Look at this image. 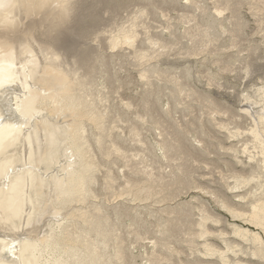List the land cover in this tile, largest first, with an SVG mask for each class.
Instances as JSON below:
<instances>
[{
    "label": "bare ground",
    "instance_id": "bare-ground-1",
    "mask_svg": "<svg viewBox=\"0 0 264 264\" xmlns=\"http://www.w3.org/2000/svg\"><path fill=\"white\" fill-rule=\"evenodd\" d=\"M84 1L71 0L66 9L56 7L55 0H48L31 10L21 9L27 12H18L17 16L21 18L17 26L4 34L11 37L8 39L11 47L6 53L0 52V82L6 81L0 95L10 101L4 103L0 100V115L4 117L0 122V264H138L133 262L138 256L142 264H264V83L255 88L252 94L247 92V98H243L247 104L242 106L243 113L238 114L229 105L216 101L214 93H209L208 89L200 92L192 87L187 80L191 76L190 67L183 68L180 76L170 72L171 68L162 69L156 65L161 57L170 56L171 51L183 44L181 38L191 43L183 44V51L178 50L176 55L186 57L200 51L202 53L208 45L214 46L219 41L217 38L220 35L216 34L219 30L230 34L231 47L240 44L237 37L247 27L240 16V2L215 0L214 3H221L215 6L214 13L206 8L201 9L209 19L207 26L202 28L195 22L180 37L172 33L175 37L172 41L164 39L161 32L154 33L152 29L151 32L150 27L154 26L141 20V17H148V9L140 6L127 19V25L122 24L117 33L107 38V48L98 56V61L104 66L112 64L116 55L114 49L134 47L138 44L140 34L144 35L148 45L135 49L133 56L137 62H141L139 64L146 63L139 70L143 85L146 86L144 93H152L154 106L158 104L162 112L164 110L159 106L161 99L166 96L173 100L171 108L165 111L173 120V134L166 129L159 113L155 115L156 107L152 109L151 102L144 100L140 105L141 108L144 105L143 109L147 111L138 114L137 120L155 131L156 138L150 142L133 121L127 123L126 134L124 127L118 124L124 122L122 116H110V107L105 105L110 97L107 96L108 92L119 94L118 90L123 84L121 75L118 76L114 69L113 75L105 69L99 72L105 79L100 84L102 89L110 90L104 93V90L97 89L95 83L87 81L90 74L86 76V71L78 66V55H70V59H65L68 56L66 51L76 39L70 32L56 31L68 24L61 20H69L75 15V6L82 4V12H86ZM110 1L119 7V1L122 0H96V4ZM170 1L178 4L177 0ZM151 2L147 0L145 3ZM194 4L198 9L201 8L197 2ZM258 4L261 6L258 5L257 11L253 8L254 15L264 11V0L258 1ZM92 5L94 7L95 4ZM92 5L88 6L90 16H93ZM225 12L229 13L228 18ZM104 13L108 11L97 15L100 20ZM196 17L193 13H183L179 19L189 24L196 21ZM138 19L140 21L135 22ZM226 21H229L230 28L225 25ZM171 24L169 22L165 28L169 29ZM100 32L105 30L93 31L89 37L81 34L75 44L76 50L73 49L75 53L93 47L90 41H95L102 34ZM194 33L204 39L195 41ZM60 40L62 44L55 46ZM194 43L200 46L196 47ZM257 48V45H253L250 49ZM219 49L218 57L215 58L223 66L220 72L233 71L235 67L230 59L239 57L228 55L222 59L223 49ZM249 65L245 63L242 69L237 67L245 71L246 75L251 69ZM107 79L114 84L118 82L113 91L108 87ZM215 79L216 76L210 74L207 82H215ZM159 81L170 84L166 87L167 93L166 88L158 86ZM129 83L130 80H126L124 85ZM92 95L96 98L93 99ZM111 98L114 99L113 96ZM189 98L206 108V112L203 111L205 120L219 130L208 131L201 115L195 116V121L177 122L173 112L180 105H185L183 108L189 112L193 109L194 105L190 106V101H186ZM101 99L103 103L98 106L96 100ZM131 100L121 102L126 110L136 108L135 101L133 103ZM17 107L23 116L16 111ZM217 115H227L228 119L218 118ZM88 118L93 120L91 123H95L89 133L86 129ZM107 118L110 120L105 122ZM115 129L119 138L121 135H124L123 139L128 136L125 140L142 149L123 147L120 141L112 138ZM106 136H109L108 140ZM196 142L197 145L194 144ZM147 144L150 145L151 156L156 158L153 162L149 160L151 164L144 152ZM212 149L217 154L216 160L208 157ZM97 151L110 165L102 164ZM240 153L246 155L248 160H243ZM113 154L122 161L121 166L118 165L122 168L121 173L112 168L117 164L112 158ZM135 161L141 163V167L135 166ZM155 162L160 164L157 170L152 165ZM218 162L227 167L228 175L220 171ZM162 163H167L170 170H165L163 166L160 169ZM195 163L212 165L214 170L218 169V180L230 192L221 187L202 186L194 176L199 166L194 170ZM132 176H139L142 180L136 181ZM230 178L233 179L231 183L228 182ZM117 186L121 189L118 190ZM99 187L111 191L110 197L101 200ZM190 188L207 190L233 219H241L259 230L253 231L250 229L252 226L248 228L235 223H229L228 230L222 226L212 227L209 223L220 224L224 218L200 201L199 207L196 206L198 214H193L198 218L192 216L194 207L191 203L171 204ZM83 191L88 192V196L79 197ZM77 193L78 196L74 197ZM124 194L131 198L132 203L137 200L152 201L145 205L157 218V224L151 230L152 237L146 231H138L139 226L150 223L144 216L140 217L142 211L139 208L142 205L118 199ZM233 197L239 200L235 201ZM152 203L166 205L156 207L153 204L155 207L152 209ZM14 205H17L16 211H13ZM130 209L138 218L134 221L132 218L127 226L132 235L128 240L117 226L124 221L122 210ZM182 215H187L188 220L177 222L178 228L173 229L171 224ZM78 220L84 221L82 226ZM139 223L136 230L135 226ZM146 239L149 242L143 243ZM137 246L143 248V252L135 255Z\"/></svg>",
    "mask_w": 264,
    "mask_h": 264
},
{
    "label": "rangeland",
    "instance_id": "rangeland-1",
    "mask_svg": "<svg viewBox=\"0 0 264 264\" xmlns=\"http://www.w3.org/2000/svg\"><path fill=\"white\" fill-rule=\"evenodd\" d=\"M99 1H101V0H99ZM151 1H152L151 4H149V3H145V2H147V0L146 1L145 0H128V1L122 0V1H119L120 6L118 7L117 3L112 2V1H110L109 3L106 2L104 4L101 2H100V4L99 3L96 4V0H85L83 3H84V5L87 6L86 12H82V7H83L82 4L79 7L75 6V8H74L75 15L71 16L70 17L71 19L65 21V20H61L59 18L62 22L68 23V24L61 26V29L59 31H56V33L57 32L58 33L70 32L73 34L76 41L74 44L71 45L70 49L67 50L68 52L66 51V54L68 56H66L65 59H70V55H74V56L78 55L77 56V58L79 59L78 66H81L86 71L85 72L86 76H88V74H90V76H88L87 81L91 82V83H95L98 87L97 89H99L100 91L104 90V93H106L105 91H107V92L110 91L109 89H107V90L102 89V87L100 85L105 81L104 77H102L99 74V72L102 69H105L106 71H108L112 75H113V72H115V71H116L115 73L118 76L121 75L120 78H121V80L123 78V80H122L123 84H122V87L119 88V90H118L119 94L115 95V93H112L113 94L112 95L109 92L107 93V96H110V97H108L105 105L107 107L108 106L110 107V110H111L110 116H112V117H114L116 115L122 116V119L124 122H122V123L119 122L118 124L121 125L122 127H124V132L126 134L128 132V129H126L127 123L133 121L139 128H141L143 130L144 137L148 141L153 142L154 138H156L155 133H154L155 131L153 132L152 130H149L147 125H144L140 121L137 120L138 114H141V113L143 114L147 111V110L143 109L144 105H143V108H141L142 106H140V105L142 104V102L144 100L151 102L152 109L156 107L155 111H154L155 115L159 113V116H161V118L165 121L166 129L168 131L172 132V134H173V133H175V126H174L173 120L171 119L170 114L165 112L169 108H171V104H173V100H172V98L170 99L169 97H166V96L161 99L159 106L162 108V110H164L163 111L164 113H163L159 109L158 104H155V106H154L155 101H154V97L152 96V93L150 91H148L147 93H144V89L146 86L143 85V81L140 78L139 70L141 67H144L146 65V63L145 64H139L141 62H137L135 60V58H133L135 49L141 48V45H145V44L148 45L147 44L148 42L144 40V35L140 34L142 38L139 35L140 38L137 40L138 44L136 43L134 45V47H130L129 49H120V48L114 49L116 55H114L112 64L110 63V66H109V63L106 62V60H103V62H105L107 64H105V66L101 65L103 63L98 61V56L101 55L99 53L104 52L105 48H107V45L109 43L107 38L110 35H112L113 33H117L118 30L120 29V27L122 26V24H126L127 19L135 14V12H136L135 10H137V7L141 6V7H145L146 9H148V15H147L148 17L147 18L141 17V20L148 22V25L154 26L153 28L150 27V30L152 29L154 33L161 32L164 39H166L168 41H172V39L173 40L175 39L173 34L176 37H178V36L180 37L181 34L182 35L184 34L185 29L187 27L193 25V23H195V22L198 25H201L202 28L205 25L207 26V24L209 23V19H207V17L203 15L201 9L206 8L209 12L214 13L215 12L214 11L215 6H219V4L221 2L219 1V2L214 3L215 0H189L188 1L189 3H188V2H186L187 0H179V1L177 0L178 4H176L170 0H151ZM237 1L240 2V6L242 8V9L240 8V16L242 17V19H244V21L247 24L246 25L247 27L244 28V31H243L244 33H241L242 35L237 37V40L239 41V39H240V41H241V42L239 41L240 44H237L235 47H231L232 41H231L230 34L228 32L227 33L222 32L218 29L219 33H216V34L217 35L219 34L220 35L219 37H221V36L222 37L217 38V40H219V41H217L214 46H213V44H211L210 46L208 45L207 47H205L204 51L202 50L203 51L202 53L200 51L201 54L198 52V54L197 53L194 54L195 56L192 55L190 57H186V56L176 55V52L178 50L183 51V49L181 48V46L183 44H185V43L190 44L191 43V42L187 41L186 38H181V41L183 44L179 45L176 48V50L171 51L170 56L161 57L160 62H158L156 65H158V67L162 68V69H165V67H168L166 69L171 68L170 72L175 73L177 75L178 74L180 75L185 68L190 67L191 68V70H190L191 76L187 77V80L189 81L188 83L192 87H194L195 89H197L200 92H203V90L208 89L209 93H211V94L214 93L213 96L215 95L214 97H216L215 98L216 101L219 100L218 102H220L222 105L224 104L225 106L229 105L231 109H233L236 113L239 114V113H243L242 106L247 104L246 99L243 101V98H247V95H248L247 92H249V94H252V92L255 88H258L259 86H261L264 83V29L262 28V27H264L263 26L264 23L261 22L264 20V11L262 13H258L261 16L258 14L257 15L253 14L254 13L253 8L255 7L254 9L257 11L259 6H261L260 4H258V1H262V0H247L248 3L246 2V0H237ZM194 2H197V5L200 6L201 8L198 9L197 7H195L196 5L194 4ZM234 2H235V0H234ZM92 4H95L94 7ZM89 5H92L93 16L89 15L90 14V12L88 11ZM105 10H107L108 13H104V16L102 17L103 19L100 20V18H98L99 13L103 14V12ZM25 12H27V10H20L19 11V13H21V14H23ZM160 13H162V14H160ZM183 13H185L187 15H190L192 13L194 15H197L196 21H192L189 24L184 23V20H182L183 21L182 22L181 19H179V17ZM224 14L225 15L227 14L226 17L229 15L228 12H225ZM257 16H259V17H257ZM19 18H21V16ZM175 20H178V22ZM139 21H140V19H138L135 22H139ZM169 22H170V24L172 22V24H171L170 28L168 29L167 27L169 26ZM174 22H175V26H174ZM228 22L229 21H226L225 25H227L230 28L231 25H229ZM165 26H167V27L165 28ZM173 27H174V29H172ZM140 28L141 27H139L138 29L141 30ZM96 30H98V31L105 30V32H100L102 34L98 33L99 34L98 38H96L95 41H90V42H93V44H94L93 47H89L85 51L75 53V51H74V50H76L75 44H76L77 40H79L78 37L82 36L81 34H83V33H84V35L89 37V36H91V33L93 31H96ZM152 30H151V32H152ZM156 30H157V32H156ZM177 32H179V33H177ZM85 33H87V34H85ZM198 33H199V35H202L200 33V31H198ZM194 34H196V33H194ZM221 34H223V35H221ZM213 36H216V35H213ZM229 38H230V40H229ZM201 39H204V38L201 36H198L196 34V40L195 41H199ZM62 42L63 41L60 40V42L58 44H54V45L55 46L61 45ZM194 45L196 47L200 46L199 43H194ZM228 45H230V47ZM253 45H257L258 48L256 50L250 49L251 46H253ZM216 47H219V48L221 47L223 49V51H222L223 55L220 56V57H222V59L227 58L228 55H231L234 57H237V56L239 57L236 60L234 58H231V59H233L232 61L230 59V62L233 63V65H234L233 67H235L233 69V71H225L222 73L220 72V68L223 66L221 63L216 61V58L218 57L217 51L219 49V48L217 49ZM224 47H225V49H224ZM95 48H96V50H95ZM222 49H219V50H222ZM210 50H214L216 54L212 53L214 51H210ZM208 51H209V53L211 52L210 53L211 56H210V54L207 53ZM216 63H218V64H216ZM245 63L250 64L249 68L251 66L249 73L246 75L244 73L245 71L241 70L244 67ZM220 64H221V66H220ZM106 65H107V67H106ZM237 66H240L241 69H240V67H237ZM210 74H212L213 76H216L215 82L208 83L209 82L208 75H210ZM106 75L107 74H105V76ZM94 77H96L95 80H94ZM110 80L112 81V79H110ZM126 80H127V82L130 80V83L126 84V86H125L124 84H125ZM151 81L153 82V79H151ZM109 82L110 81H108V79H107V84L109 85L108 87L112 88V91H113L114 87L118 86V82H116L115 84L111 83V82L109 83ZM157 84H159L158 86L160 88H164V89L166 87H169V85H170L167 83L165 84L162 81H159ZM165 92L166 93L168 92L167 88H166ZM142 94H144V95H142ZM112 96L114 97V99L111 98ZM92 97H93V99L96 98L94 95H92ZM131 99H133V101ZM130 100L133 103L135 101L134 104L136 105V108H133V109L130 108V109L126 110L123 107V105H124L123 103L126 101H130ZM186 101H190V102H188L190 104V106L194 105L193 109L189 112L188 110L183 108V107H185V105L184 106L180 105L179 109H177L175 112H173V117L177 120V122L186 123V121H188V120L189 121L190 120L195 121V116L201 115L202 119L204 120V123L206 124L205 128L208 131L214 132V130H219L217 128L214 129L213 126L208 124L207 121L205 120L206 114L204 112H206V108H202L203 106L200 103H199L200 104L199 105L197 101L190 100V98L187 99ZM121 102H123V103H121ZM96 103L98 106H100V103H103L102 99H101V101L96 100ZM137 109H138V111H137ZM217 117L222 118L224 120L228 119L227 115H217ZM88 119H89V123L86 124V129L89 133V130H91V127H93L92 125L95 126V123H91L93 120H90V118H88ZM109 120L110 119L107 118L105 120V122H108ZM244 126H246V125H244ZM229 127L232 128L231 125H229ZM146 129H148L149 131H146ZM116 130L117 129H115V131H112V138L116 139L117 141H120V143L122 144L123 147H126L128 149H137V148L142 149L138 145L135 146L134 143H131V142H128L127 140H125L128 138V136L126 134L125 135L127 137L125 136L126 137L125 139H123L124 135H121L122 139L119 138L120 135H119V133H117L118 131L116 132ZM108 139H109V136H106V140H108ZM231 140L232 139H229L228 141H231ZM182 141H183V143L186 144L185 140H182ZM194 144L197 145V142ZM237 145H239V144H237ZM146 147L147 148L144 150V152H145V154H147L146 160H148V163H150V161H152V160L156 161V158L154 156H151L152 152L150 149V145L147 144ZM212 151H213V153H212ZM101 153H102V150H101ZM157 153L159 154V152H157ZM215 153L216 152H214V149H212L211 153L209 154L208 157H212L210 159L216 160L217 154H215ZM240 154H239V156H241L242 158L244 157L243 160L244 159H246L245 161L248 160L246 155H244L242 153H240ZM100 156L102 157V154L99 153V158H100L102 164H105L106 166L110 165V164H108L109 162L105 161L103 159V157L101 158ZM225 157H227V156H222V158H225ZM112 158H113V160L115 159L116 160L115 163H117L116 165H113L112 168L113 169L115 168V172L121 173L122 168L121 167L119 168L118 165L121 166L122 161L119 159V157H117V155H114V154L112 155ZM134 163H135V166L141 167V163H139L137 161H135ZM212 164H214V163H212ZM217 164L219 166L221 165L219 168L220 171H222L223 173H225L227 175L229 174L227 167H225L220 162H218ZM152 165H153L154 169H156V170L159 169V165H160L159 163L155 162V164H152ZM166 165H167V163H165V164L162 163V165L160 166V169H162V166H163L165 168V170H170V168L167 167ZM197 166H198V169L196 168V170H195V167H197ZM237 166L239 167V165H237ZM117 167H118V169H117ZM193 167H194L193 169L196 172V173H194V176L196 179L199 180L200 183H202V186H205V187L209 186L211 188H213V187L223 188L221 181L218 180V177H219L218 176L219 175L218 169L214 170V168H213L214 166L195 163L193 165ZM209 168H210V170H209ZM216 170H217V172H216ZM209 171H211L212 174ZM134 172H136V171L134 170ZM140 174H142V172H140ZM132 178H134L136 181L138 179H141V177H139V176H132ZM102 182L103 181L101 180L100 185L102 184ZM228 182H230V183L233 182V179L232 178H230V180L228 179ZM118 187L119 186H117V189H118ZM120 189L121 188L119 187L118 190H120ZM223 189L227 192H230L229 188L225 187ZM99 193L101 194V200L105 199L106 197L108 198L111 195V191L108 192L107 190H104L103 188H100V187H99ZM83 195L88 196V192L83 191V193H81L79 195V197H81ZM76 196H78V193L74 195V197H76ZM118 199H126L125 201H127L133 205L136 203H139L140 205H142L141 208H139L140 211H142L141 212L142 214L140 215V217L143 218V216H144V218L150 223H146L145 225H143L144 227L139 226L138 231H142L143 233H145V231H146L147 235L149 237L150 236L152 237L151 230H153V227L156 226L157 218H156L155 213H150L151 209L145 208V205L146 204L149 205V203H151L152 201H138L137 200V201H133V203H132L130 201L131 198L127 194H124V197H119ZM232 199L235 201L239 200V198H237V197H235V198L233 197ZM186 201L193 205L192 207H194V210H192L193 211L192 216L195 218H198L196 215V214H198V210H196V206L199 207L198 203L200 204V202L206 203L213 213L219 214L220 216H222L224 218V220L220 224L219 223H209V225H212V227L222 226L225 229H227V228L229 229V226H227V225H229V223H235V224L242 225V226H245L248 228H250L252 226L250 229L253 231L259 230V229H257V227L250 225L248 223H245L241 219H238V218L233 219L227 211H225L223 208L220 207V205L217 203V201H215L214 197L212 198V195L208 194L207 190H205V189L190 188L189 190L185 191V193L180 194V196L177 197L175 200H173L171 202V204H175V202L179 203V202H186ZM153 204L156 207L166 205L165 203H152L151 204L153 206L152 209H154V207H155ZM163 204H165V205H163ZM130 210H122V215L124 217V221H122V223H120V224L118 223L119 225L117 224L118 229L121 230L123 232V234H125V238H128V240H130V237L132 235L130 234V232H129L130 229H128L127 226L131 223L132 218H134L133 221L138 218L136 215H134V211H132V210L130 211ZM194 212L196 213L195 215H193ZM190 214L191 213H189V217H190ZM158 215L159 214H157V216ZM186 220H188V216L182 215L178 221H174L173 224H171V225H172L173 229H177L178 225L176 223L179 221L183 222ZM78 221H79V225L82 226V223L84 221H81V220H78ZM78 221L75 223V225L78 223ZM138 225H140V223L137 224L135 226V228L138 227ZM76 227H78V226H76ZM137 229L138 228H136V230ZM91 231H94V230H91ZM215 240L218 241V239H215ZM147 242H149V239H146L145 241H143V243H147ZM139 252H143V248H140L137 246L134 249V254L138 255ZM197 256L201 257V255H197ZM190 258H192V257H190ZM134 261H136V263H138V264L143 263L139 256L135 260H133V262Z\"/></svg>",
    "mask_w": 264,
    "mask_h": 264
},
{
    "label": "clouds",
    "instance_id": "clouds-1",
    "mask_svg": "<svg viewBox=\"0 0 264 264\" xmlns=\"http://www.w3.org/2000/svg\"><path fill=\"white\" fill-rule=\"evenodd\" d=\"M48 0H0V52H7L10 47V41L6 39L5 33L13 30L18 22L17 13L21 9L31 10L33 7L40 6ZM56 5L66 9L71 0H55Z\"/></svg>",
    "mask_w": 264,
    "mask_h": 264
},
{
    "label": "snow or ice",
    "instance_id": "snow-or-ice-1",
    "mask_svg": "<svg viewBox=\"0 0 264 264\" xmlns=\"http://www.w3.org/2000/svg\"><path fill=\"white\" fill-rule=\"evenodd\" d=\"M56 7H60V5H56ZM6 39H11V37L6 36ZM5 86H6V81L0 82V90L4 89ZM0 100H3L4 103H10V101H7L2 95H0ZM16 111L19 112L21 116H23V113L21 112L19 107H17ZM3 119H4L3 115H0V122H2Z\"/></svg>",
    "mask_w": 264,
    "mask_h": 264
},
{
    "label": "water",
    "instance_id": "water-1",
    "mask_svg": "<svg viewBox=\"0 0 264 264\" xmlns=\"http://www.w3.org/2000/svg\"><path fill=\"white\" fill-rule=\"evenodd\" d=\"M16 209H17V205H14L13 206V211H16Z\"/></svg>",
    "mask_w": 264,
    "mask_h": 264
}]
</instances>
